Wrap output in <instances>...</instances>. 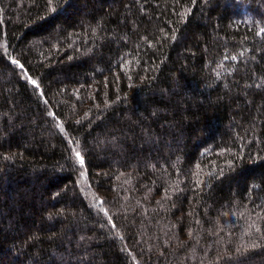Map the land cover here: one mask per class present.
I'll return each mask as SVG.
<instances>
[{
    "label": "trees",
    "instance_id": "obj_1",
    "mask_svg": "<svg viewBox=\"0 0 264 264\" xmlns=\"http://www.w3.org/2000/svg\"><path fill=\"white\" fill-rule=\"evenodd\" d=\"M0 264H264V0H0Z\"/></svg>",
    "mask_w": 264,
    "mask_h": 264
},
{
    "label": "snow or ice",
    "instance_id": "obj_2",
    "mask_svg": "<svg viewBox=\"0 0 264 264\" xmlns=\"http://www.w3.org/2000/svg\"><path fill=\"white\" fill-rule=\"evenodd\" d=\"M76 155H77V158L80 159V153L77 152ZM80 163L83 164V160L82 159H80Z\"/></svg>",
    "mask_w": 264,
    "mask_h": 264
}]
</instances>
